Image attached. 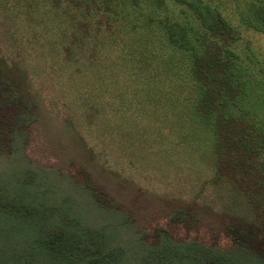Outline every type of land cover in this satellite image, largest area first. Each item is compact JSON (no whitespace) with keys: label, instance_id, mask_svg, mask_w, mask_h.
Listing matches in <instances>:
<instances>
[{"label":"trees","instance_id":"16d2710c","mask_svg":"<svg viewBox=\"0 0 264 264\" xmlns=\"http://www.w3.org/2000/svg\"><path fill=\"white\" fill-rule=\"evenodd\" d=\"M11 1L59 41L68 65L104 84L98 98L115 124L175 132L239 227L229 226L232 250L124 239L118 211L100 206L112 202L78 197L15 151L14 136L0 153V264H264V47L254 40L264 0ZM17 82L6 83L29 112Z\"/></svg>","mask_w":264,"mask_h":264},{"label":"rangeland","instance_id":"374dc122","mask_svg":"<svg viewBox=\"0 0 264 264\" xmlns=\"http://www.w3.org/2000/svg\"><path fill=\"white\" fill-rule=\"evenodd\" d=\"M18 6L0 0V58L8 66L0 67V153L7 154L15 136V151L37 168L62 175L78 197L112 202L114 208L100 206L118 211L111 216L125 223L124 239L236 249L230 227L239 226L215 186L206 183L201 160L187 156L167 127L115 124L121 117L109 112V98H98L104 84L84 67L68 65L59 41L48 39L45 26H30ZM254 40L264 47V35ZM17 80L25 81L20 91L29 112L6 83L17 86Z\"/></svg>","mask_w":264,"mask_h":264}]
</instances>
